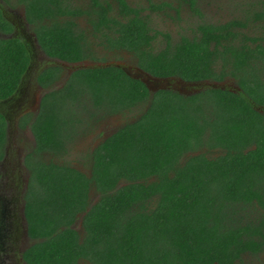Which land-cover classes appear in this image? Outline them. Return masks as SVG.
I'll use <instances>...</instances> for the list:
<instances>
[{
  "label": "trees",
  "instance_id": "16d2710c",
  "mask_svg": "<svg viewBox=\"0 0 264 264\" xmlns=\"http://www.w3.org/2000/svg\"><path fill=\"white\" fill-rule=\"evenodd\" d=\"M13 1L41 50L61 62L38 82L52 88L68 71L63 63L75 66L30 124L37 148L26 159V216L36 244L27 261L263 264L264 0L227 1L229 20L199 19L181 35L157 31L153 16L178 22L182 7L202 16V0ZM13 30L0 10V32ZM32 55L26 40L0 38V101L17 92ZM123 60L154 77L226 88L153 94ZM130 112L134 120L81 157L88 171L62 162L96 121ZM6 135L0 113V159Z\"/></svg>",
  "mask_w": 264,
  "mask_h": 264
},
{
  "label": "flooded vegetation",
  "instance_id": "af4514ba",
  "mask_svg": "<svg viewBox=\"0 0 264 264\" xmlns=\"http://www.w3.org/2000/svg\"><path fill=\"white\" fill-rule=\"evenodd\" d=\"M2 4L6 6L7 2L0 1V10L11 22L14 30L10 34L0 32V37L20 38L19 33L24 34L31 27L26 21L25 9L18 13L13 8L4 7ZM34 41L33 46L35 47L32 50L35 51L37 48L44 58L36 62V55L33 54L32 64L24 75L17 92L8 99L0 101V113L5 117L7 124L6 143L2 147L3 157L0 159V264H30L27 261L26 252L36 244V240L29 234L26 216L31 173L26 165L28 154L20 152L22 143L20 137L23 134L30 136V140L36 144L29 125L34 118V108L39 107V113L46 95L50 92V88L43 87L38 82V78L43 70L53 64H61V62L49 58L41 50L37 39ZM67 64L63 63L62 66L65 67ZM67 67L75 66L68 64ZM67 67L65 68L69 70ZM66 77L63 75L62 79L66 80ZM176 79L174 78L175 81ZM30 95L35 97L30 100ZM26 119H30V124H27L25 131L22 125H26Z\"/></svg>",
  "mask_w": 264,
  "mask_h": 264
},
{
  "label": "rangeland",
  "instance_id": "374dc122",
  "mask_svg": "<svg viewBox=\"0 0 264 264\" xmlns=\"http://www.w3.org/2000/svg\"><path fill=\"white\" fill-rule=\"evenodd\" d=\"M130 1L133 3H135V2L136 3H143L144 2L145 4H147L146 0H130ZM227 1H228V4H230L231 6L233 5V2L230 0H202V2H203L202 16H199L197 13L193 12L190 9V7H187L185 9H184V7H182L181 8V12L183 11L182 12V18L178 22H171L166 17L165 14H164L165 16L164 15L159 16L160 14H158L157 17H155V15H154L153 16L154 19H152L151 26L154 27L157 31H169L170 30L175 35L177 33H178V35L184 34L183 31L191 34V32L195 29L194 24H196V22L199 19H202V20H205L208 22H216V23H224L225 21L229 20L233 14L231 11L232 9L228 11L227 6L225 5V2H227ZM2 5L4 7L13 8L18 13L23 12V10L25 9L23 6H21L20 4H18L17 2H15L13 0L11 1L10 4H6V6L4 4H2ZM25 16H26V14H25ZM19 34H20L19 37L20 38L22 37V39L26 40L27 42H28L27 39L31 40V42H28V43L30 44L32 49H33V47H35V46H33V44L35 45L34 40L36 39V34H35L33 27H30L29 30L26 31L24 34L23 33H19ZM0 38H3V37H0ZM32 53L34 55H36V62L38 60L44 58L43 54L40 53V51L37 48H35V51L32 50ZM106 58L109 61V63H111V62L115 63L116 62L111 57H106ZM128 60H123V63H125L126 66L132 67V65L130 64V62H128ZM65 67H67V66H65ZM67 68L69 69L68 72L64 73V77L67 76L66 80L59 81L54 86V88L52 87L53 88L52 90L62 89L64 87V84L66 83L67 79H69V77L73 74V72H75L74 68H72V67H67ZM229 86L231 89H239L237 86V83H235L234 81H230ZM50 91H51V88H50ZM171 91L178 92V91L174 90L173 88L171 89ZM156 93H158V92H156ZM193 95H196V94H193ZM193 95H189V97L193 96ZM184 96H187V95H184ZM34 97L35 96L30 95V100ZM208 108L210 109V112L214 111V109H215L212 107H208ZM38 109H39V107L34 108V112H33L34 118L37 117V115H35V114L38 113ZM139 110L143 111V109H139ZM138 113L139 112L137 111L136 115H138ZM134 117H135V112H130V113L126 114V117H124L122 115H115V116H111V117H103V119L101 121H96L97 124H93L92 127H90V131H91L89 133L90 135L81 136L77 140V142L74 144V146L72 147L68 156L65 157L62 160V162H65V161L69 162V163L73 162V165H75V167L77 169H79L81 171H88L86 169L85 165L82 163L83 160L81 159V157L83 158L84 156H86L87 153H93L94 150L99 147L101 142H103V140H105L108 137H111L113 134L117 133L119 131V129L124 127L127 122H129L130 120H134ZM34 118L32 119V121L34 120ZM87 123H88V121H87ZM26 126L27 125H25L24 128H22V129L25 130ZM29 128L33 134V131H32V128L30 125H29ZM20 134H21V132H20ZM29 137L30 136H27L25 134H23L20 137V140L22 141V143L20 145L21 146L20 152H22L23 154H25V153L30 154L34 149L36 150V148H37L35 142L33 140L31 141ZM35 141H36V139H35ZM91 198L93 200V204H95L100 199V195L94 190L92 192ZM81 216H82V214H81ZM81 221L79 223L78 229H80V227H81Z\"/></svg>",
  "mask_w": 264,
  "mask_h": 264
},
{
  "label": "water",
  "instance_id": "95a60500",
  "mask_svg": "<svg viewBox=\"0 0 264 264\" xmlns=\"http://www.w3.org/2000/svg\"><path fill=\"white\" fill-rule=\"evenodd\" d=\"M76 66L77 68L82 69V68H89L93 65L86 63V64H78ZM106 66H110V65L107 64ZM118 67L120 68L122 67V65L118 64ZM124 71L129 77L135 80H141L147 86L149 91L152 93L171 90L173 88L174 90L178 91L181 95L189 96L199 93L205 87H211L214 89L226 88V85L223 83H212L208 81L189 83L178 79H176L175 81L174 78H158L148 74L147 72L141 70L140 68L134 69L132 67H124Z\"/></svg>",
  "mask_w": 264,
  "mask_h": 264
}]
</instances>
